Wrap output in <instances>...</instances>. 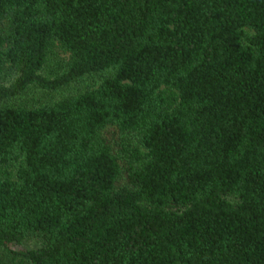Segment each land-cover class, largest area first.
<instances>
[{"label": "trees", "instance_id": "obj_1", "mask_svg": "<svg viewBox=\"0 0 264 264\" xmlns=\"http://www.w3.org/2000/svg\"><path fill=\"white\" fill-rule=\"evenodd\" d=\"M0 264H264V0H0Z\"/></svg>", "mask_w": 264, "mask_h": 264}]
</instances>
